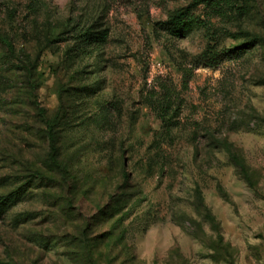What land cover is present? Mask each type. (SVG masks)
Wrapping results in <instances>:
<instances>
[{"label":"rangeland","instance_id":"1","mask_svg":"<svg viewBox=\"0 0 264 264\" xmlns=\"http://www.w3.org/2000/svg\"><path fill=\"white\" fill-rule=\"evenodd\" d=\"M0 37V264H264V0H0Z\"/></svg>","mask_w":264,"mask_h":264},{"label":"trees","instance_id":"2","mask_svg":"<svg viewBox=\"0 0 264 264\" xmlns=\"http://www.w3.org/2000/svg\"><path fill=\"white\" fill-rule=\"evenodd\" d=\"M197 23H199V22L195 17L192 16L190 9L186 8V9H183V10L176 12L163 25L166 28V30L171 32V34L178 36V37H181V36L186 35L188 32H190L195 27V25H197ZM85 36L88 37L89 40H91V41L93 39H94L93 41H95V40L99 41L103 37L101 35V33L98 35H95V36L93 34L89 35L88 33H86ZM257 39L258 38H254L253 40L245 42L244 44H242V46H241L242 48L241 47L240 48L243 50L244 49L247 50L250 47H253L255 45V43H258ZM0 43L8 45V43L5 40H3L1 37H0ZM233 51H234L233 49H227L226 48V49L221 50L219 53H216L215 55H213L210 58H212L213 62L216 63V62H219L221 60V54L222 53H224L225 55H228V53H232ZM54 122H55V120L46 121V126H47V130H48V138H49V141L51 144L49 156H50L51 161L55 165V167L60 172H62L63 169L59 165V160H58L59 149H58L57 142H56V139H55V136L53 133V129H52V127L54 126ZM233 161L235 162L236 165H240L239 160L235 156H233ZM123 177H124V180L127 181L128 177H127L125 172L123 173ZM125 198H127V195L123 194L121 197H119V199L117 201H115L113 203L112 208L119 205L120 203H122V204L126 203V201H124ZM125 207H126V205L124 204L122 206V209H124ZM110 208H111V206H108L107 210L109 211ZM102 215L108 216L109 213L104 212V214H102ZM127 216H128V211L124 212L122 214V219L124 220ZM83 250H84V255H86V257L91 259V257L93 256V252L85 249V247L83 248Z\"/></svg>","mask_w":264,"mask_h":264}]
</instances>
